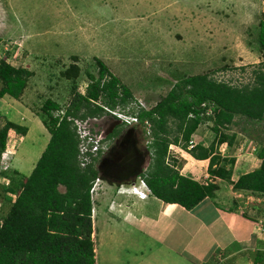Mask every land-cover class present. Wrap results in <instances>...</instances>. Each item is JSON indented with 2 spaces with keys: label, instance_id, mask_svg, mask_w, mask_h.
Wrapping results in <instances>:
<instances>
[{
  "label": "rangeland",
  "instance_id": "374dc122",
  "mask_svg": "<svg viewBox=\"0 0 264 264\" xmlns=\"http://www.w3.org/2000/svg\"><path fill=\"white\" fill-rule=\"evenodd\" d=\"M263 12L264 0H0V57L33 72L20 99H0V128L7 120L28 127L25 135L10 130L0 155V173L18 170L30 175L33 171L50 139L40 116L41 106L47 98L63 105L70 102L73 81L61 72L74 57L82 68L76 82L79 92L87 93L88 73L98 74L96 59H100L133 95L130 104L117 108L150 110L167 96L178 76L209 73L236 86L254 83L256 71L264 70ZM97 118L92 127L99 125L105 135L118 124L110 114ZM211 125L208 121L207 126ZM139 126L145 133L144 124ZM234 130L245 138L240 153L249 144L264 145L262 122L242 120ZM171 151L179 170L203 169L185 149L175 145ZM0 176L2 215L10 206L8 198H14L4 189L11 186V177H18L13 172L10 178ZM103 182L94 192L96 207L101 201L99 193L104 192L100 191ZM117 189L113 186L110 191L114 195ZM236 195L243 200L244 193ZM246 206L239 212L250 210L264 218L262 204L250 201ZM105 218V214H94L97 264H185L179 257L185 237L177 229L169 230L164 241L176 252L168 255L167 250L165 256L156 252L160 242L145 235L139 223L129 225L122 218L121 227L108 228ZM257 224L261 225L258 220Z\"/></svg>",
  "mask_w": 264,
  "mask_h": 264
},
{
  "label": "trees",
  "instance_id": "16d2710c",
  "mask_svg": "<svg viewBox=\"0 0 264 264\" xmlns=\"http://www.w3.org/2000/svg\"><path fill=\"white\" fill-rule=\"evenodd\" d=\"M260 38L264 46V20ZM96 64L99 72L88 73L91 82L86 94L79 92L76 84L82 68L74 57L61 72L62 77L73 81L70 102L63 105L53 98L43 102L40 116L50 139L31 174L18 170L0 173L10 178L13 172L18 177H11V186L4 189L14 198H8L10 206L0 215V264H97L91 189L100 171L96 163L81 165L73 119L100 117L108 113L105 106L125 108L134 98L102 60L96 59ZM32 75L28 67L0 57V98L8 95L20 99ZM137 114L141 124L149 122L152 136L154 156L145 177L148 187L161 200L192 209L206 197H214L218 185L181 174L178 160L169 155L170 145H181L197 159H209L210 174L231 181L237 158L222 156L218 146L233 142L235 134L228 131L242 120L264 125V70L256 71L254 83L243 86L209 73L178 76L165 98L150 110L140 108ZM208 121L217 140L209 147L197 144L189 148L194 133ZM11 129L22 135L28 132L27 126L7 120L0 128V155ZM245 149V153L255 151L261 165L232 181L233 186L264 194V145L258 148L249 144ZM254 264H264V250L256 252Z\"/></svg>",
  "mask_w": 264,
  "mask_h": 264
},
{
  "label": "crops",
  "instance_id": "0c3cea01",
  "mask_svg": "<svg viewBox=\"0 0 264 264\" xmlns=\"http://www.w3.org/2000/svg\"><path fill=\"white\" fill-rule=\"evenodd\" d=\"M6 97L8 95L0 99H6ZM228 132L235 134L233 142H223L218 146V150L222 156L237 158L231 181L211 175L209 159L195 158L203 165L201 170L180 169L181 174L199 182H215L218 189L215 191L214 197H206L192 209H187L179 203L163 201L153 193H148L145 198H141L129 190L132 183L113 184L105 181L100 189V191L104 189V192H100L98 195L101 199L99 206L96 207L93 202L95 214H105V224L108 228L121 227L122 218L129 225L133 222L139 223L144 229L145 235H151L152 239L160 242L156 252L164 255L167 250L168 255H171V252H176L172 245L164 243V241L169 230L177 229L185 237L183 249L179 254L185 264H219L220 262L254 264L256 252L264 250L263 233L257 224L260 216L259 214H250V210L244 213L245 216L239 212V208L241 209L245 204L244 200L236 198L239 197L236 194H247V192L236 190L234 194L232 181L235 182L242 174L258 168L261 159L252 151L241 154V145L245 142L244 136L233 129ZM217 138L218 135L207 124L200 125L192 136L195 145L201 144L205 147H209ZM149 168L150 164L147 173ZM210 175L211 178H208ZM113 186L118 187L114 195L110 191ZM146 192L148 191L146 190ZM247 208L245 206L242 210L245 211ZM97 211L99 212L97 213ZM106 214H111V216ZM147 222L148 224H146ZM96 228L95 226L94 231ZM101 235L105 239L108 238L107 234ZM140 252L143 254L142 250Z\"/></svg>",
  "mask_w": 264,
  "mask_h": 264
},
{
  "label": "flooded vegetation",
  "instance_id": "af4514ba",
  "mask_svg": "<svg viewBox=\"0 0 264 264\" xmlns=\"http://www.w3.org/2000/svg\"><path fill=\"white\" fill-rule=\"evenodd\" d=\"M116 120L118 124L106 135L107 147L99 152L95 163L99 174H102L107 182L133 183L139 179L136 176L138 172L141 171L140 176H147L148 165L152 162V148L139 126L140 123L132 125L120 119ZM96 126L101 130L99 125Z\"/></svg>",
  "mask_w": 264,
  "mask_h": 264
},
{
  "label": "built area",
  "instance_id": "2783aa9c",
  "mask_svg": "<svg viewBox=\"0 0 264 264\" xmlns=\"http://www.w3.org/2000/svg\"><path fill=\"white\" fill-rule=\"evenodd\" d=\"M105 109L107 112H109L111 115L117 114L121 121H126L127 123H134L138 121V115L137 114H127L125 113L124 110L120 109H112L108 106H105ZM64 111H61V114H63ZM92 120L97 121L98 118H86V119H81V118H75L73 119L74 125L76 126V131L79 137V161L82 166H86L90 163H93L99 152L107 147L106 144H104V138L105 134L103 131H99L98 129H93L92 127ZM148 123V122H147ZM193 146L192 142L190 145V148ZM100 182V178H97L94 181L93 187L91 189L92 195L95 192V189H97V185ZM140 183L144 186H146V183L143 179L140 180ZM133 190L138 191V187L133 185ZM141 196L145 195L142 192H139ZM244 200V206L250 201L257 202L259 204H262L264 207V194H252V193H247L244 194L243 196ZM242 207V208H243ZM241 208V209H242ZM243 211V210H242ZM261 223V230L264 233V219L260 221Z\"/></svg>",
  "mask_w": 264,
  "mask_h": 264
},
{
  "label": "clouds",
  "instance_id": "9594fccd",
  "mask_svg": "<svg viewBox=\"0 0 264 264\" xmlns=\"http://www.w3.org/2000/svg\"><path fill=\"white\" fill-rule=\"evenodd\" d=\"M114 109H118L117 107L116 108H114ZM122 110H124L125 111V109H122ZM125 113H127V114H137V111H132V112H127V111H125ZM106 114H110L109 112L108 113H106ZM111 115V114H110ZM138 115V114H137ZM113 118H116V119H120L119 118V116L117 115V114H115V115H111ZM139 116H138V121L137 122H134V123H131L132 125L133 124H135V123H140V121H139ZM121 120V119H120ZM122 122H124V123H127L126 121H122ZM148 121H146V123L144 124V126H145V136H147V140L149 141V145H150V143H151V141H152V137H149L150 136V133H151V130H150V124H149V122L147 123ZM128 124H130V123H128ZM141 124V123H140ZM97 125V124H96ZM95 125V126H96ZM98 127L96 126V129H97ZM99 131H101L100 129H98ZM107 135V134H106ZM105 135V138H104V144H107V136ZM191 142H192V144L193 143H195L194 142V140H191L190 141V143H189V148H190V145H191ZM244 144H245V142H244ZM174 145H177V146H179L181 149L183 148L181 145H178V144H171L170 145V150H169V155H170V157H171V159H172V155H173V153H172V151H171V149H172V147L174 146ZM193 146H195V144H193ZM192 146V147H193ZM151 147V146H150ZM259 147H260V145H259ZM184 149V148H183ZM186 150V149H185ZM187 151V150H186ZM150 155H151V161L153 160V156H154V152H153V149H152V151H150ZM96 159V158H95ZM168 160V159H167ZM93 163H95V162H93ZM151 165V164H150ZM142 168H144V167H142ZM145 170H146V167H145ZM141 173V172H140ZM141 174H139V175H136V176H138L139 177V179L138 180H136L135 182H133L131 185H130V188H129V190L131 191V192H133V193H136V194H138V196L139 197H141V198H145L147 195H148V193H152V191H151V189L148 187V185H147V183H146V179H145V177L144 176H140ZM97 178H100V182L99 183H101V182H103V178H102V176L99 174V176L97 177ZM96 178V179H97ZM141 179H143L144 181H145V183H146V186H144V185H142L141 183H140V180ZM93 184H94V182H93ZM133 185H135V186H137L138 187V191L136 192V191H134L133 190ZM98 186V185H97ZM93 187V186H92ZM101 187V186H100ZM99 187V188H100ZM150 191H149V190ZM145 190V191H144ZM146 190L148 191V192H146ZM139 192H142V193H144L145 195H143V196H141L140 195V193ZM248 193V192H247ZM92 194V193H91ZM246 194V193H245ZM92 200H93V202H94V194L92 195ZM255 206V205H254ZM94 214H95V210L93 209V219H94ZM261 219L263 220L264 218H259L258 219V223H260V221H261ZM261 224V223H260ZM261 225L259 226V228H260V230H261ZM261 232L263 233V231L261 230ZM264 234V233H263Z\"/></svg>",
  "mask_w": 264,
  "mask_h": 264
},
{
  "label": "water",
  "instance_id": "95a60500",
  "mask_svg": "<svg viewBox=\"0 0 264 264\" xmlns=\"http://www.w3.org/2000/svg\"><path fill=\"white\" fill-rule=\"evenodd\" d=\"M141 172V171H140ZM140 172H138L136 175H139L140 174Z\"/></svg>",
  "mask_w": 264,
  "mask_h": 264
}]
</instances>
